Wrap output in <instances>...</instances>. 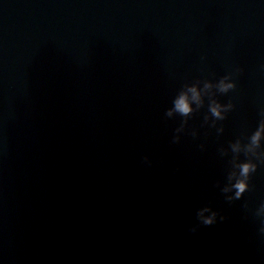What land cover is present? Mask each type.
<instances>
[{
	"label": "clouds",
	"instance_id": "1",
	"mask_svg": "<svg viewBox=\"0 0 264 264\" xmlns=\"http://www.w3.org/2000/svg\"><path fill=\"white\" fill-rule=\"evenodd\" d=\"M230 80H231L230 76H225L219 81V85H218L219 93L227 94L230 90H234L236 88L235 83L232 82L226 83V81H230ZM205 86L210 87L211 85L206 84ZM191 91L195 93V89H191ZM212 105L214 106H210L209 111L214 117L220 120H224L226 118L225 116L221 115V110H223L224 112H228L233 108V105L231 103L227 105H222L218 103L216 100L212 101ZM175 110L184 116H186L191 111V109L188 107V104L186 103L185 97L181 96L180 99L175 101ZM166 116L171 118L172 111L168 110ZM261 116L264 117V112H261ZM185 124L186 121L183 122L181 127L176 130L177 133L182 132L184 130ZM221 131H223V128H221ZM262 131H264V119L261 120L258 129L251 136V145L254 146L256 149L261 148L260 134ZM192 135L195 136L196 133L193 132ZM173 142L174 143L179 142L178 135L174 138ZM237 143H239V141H237ZM233 150L235 151L236 149L233 148ZM249 151H252V149H249ZM221 155L225 156L227 155V153L224 152L223 149H221ZM244 155L248 158L247 161L242 163L239 162V163L231 164L232 169H237L238 173L237 171L231 170L227 176V181H228L227 185L221 189L222 193L225 194L226 201H228L229 203L242 199V197L246 192L251 191L249 181L251 179L252 174L257 171L258 165L253 162V157H250L247 151L244 153ZM253 156L255 157L256 160L260 162V164L264 165V151H260L259 154L253 152ZM145 162H147V158H145ZM230 192L234 194L228 195V193ZM245 207H247V205H245ZM205 213H209V215L205 216ZM218 215L219 214L217 212L213 211L209 207H204L197 212V218L200 221V223L203 224L204 226H212L215 223H217ZM255 215L261 218V227L259 231L262 235H264V202L261 203ZM224 219L225 217L219 216L220 221H223ZM190 231L195 233L197 231V228L193 227L190 229Z\"/></svg>",
	"mask_w": 264,
	"mask_h": 264
}]
</instances>
